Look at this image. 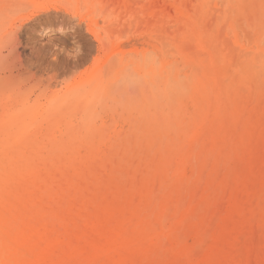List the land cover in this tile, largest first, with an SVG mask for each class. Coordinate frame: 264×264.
Listing matches in <instances>:
<instances>
[{"label": "rangeland", "instance_id": "1", "mask_svg": "<svg viewBox=\"0 0 264 264\" xmlns=\"http://www.w3.org/2000/svg\"><path fill=\"white\" fill-rule=\"evenodd\" d=\"M0 193L60 232L179 198L140 264H264V0H0Z\"/></svg>", "mask_w": 264, "mask_h": 264}, {"label": "bare ground", "instance_id": "2", "mask_svg": "<svg viewBox=\"0 0 264 264\" xmlns=\"http://www.w3.org/2000/svg\"><path fill=\"white\" fill-rule=\"evenodd\" d=\"M176 17H177V15H176ZM219 35H220V33H219ZM220 36H218V37H220ZM157 37H158V35H157ZM225 42L223 44H225ZM228 43H226V44H228ZM241 50L242 49H239L238 51H241ZM10 147H12V146H10ZM33 172H36V171H32V173ZM33 177H34V174H33ZM32 180H33V178H32ZM16 181H18V180H16ZM34 181H33V183H34ZM24 182H26V181H24ZM23 183L21 186L24 185ZM182 183H183V181H182ZM5 185H7V184H5ZM25 185L27 186V182ZM36 185H38V184H36ZM26 186L24 188H26ZM180 186H181V184L179 183V187ZM189 186H191V185H189ZM152 187H154V188H152ZM152 187H151V190L152 189L155 190V183H154V186L152 185ZM182 188H184V186H182ZM8 189L9 188H7V190ZM157 190H159V189H157ZM189 190H190V188H189ZM199 190H197V192ZM3 191H5V189ZM36 191H37V189H36ZM13 192H15V191H13ZM23 193H25V192H23ZM12 195H13V193H12ZM14 195H16V193ZM59 195H60V193H59ZM4 197H5V195H4ZM189 198H190V195H189ZM181 200H179V198H176V200L172 201V204L174 206L173 218H175V219L178 216L184 215V213L187 212V210L190 206V205L184 206V203L182 204ZM190 200H192V199H190ZM151 201H152V199H151ZM166 202H168V200ZM5 203H7V201ZM9 203H11V201ZM9 203H7V204H9ZM169 203H171V202H169ZM4 204H3V206H4ZM166 205H167V203H166ZM258 205H260V204L258 203ZM28 206H29V208H24L22 210H16L17 212L15 211V213L12 216H9V218H7V216H5V217L3 216L4 218L2 217L3 218V220H2L0 217V264H140V258L142 256H147L154 249H160L162 246H164V247L167 246L164 243V240H165L166 233L168 231L163 229V225L161 224V220H162V218H164V219L166 218L165 216L167 215L166 214L167 211H172V209H173L172 205H170V206L167 205L169 207L168 208L166 206L168 209L165 208V205H162L160 207L161 209H160L159 213L157 214V216L156 217L153 216L154 217V220H153L151 213L147 212L148 209H147V211L144 210L145 212L142 209L138 210L140 205H138V208L135 207L134 209H129V210H128V208L125 209L123 207H120L119 213L111 214L109 216L99 218L92 225H89L90 222H86L83 224L82 227L77 228L76 230H70V231L64 230L63 232H60L58 230H54L53 228L52 229L49 228L44 223H41V221L39 219L37 220V222H35V213L33 212V208H34L33 207V201H31V199L29 201ZM260 206H262V205H260ZM6 207H8V205ZM253 208L255 209L254 206H253ZM0 209H1V207H0ZM254 209H253V211L251 210V213H250L251 219H250V217H249V219L247 217V221L250 223V225L254 221H255V224H258V223L261 224V226H262L261 228L264 230V228H263L264 227V207L262 206V209H261V207H259V209H257V212H256V209L255 210ZM6 211H8V209ZM0 213H1V211H0ZM216 213L218 214V212H215V214ZM220 213H219V215H220ZM215 214H214V217L216 219L217 214L216 215ZM205 215H206V213H205ZM46 216H47V213H46ZM214 217H212L211 219H213L215 221ZM49 219H51V218H49ZM170 219H172V218H170ZM51 220H53V219H51ZM162 223H163V221H162ZM253 225L254 224H252V227H253ZM195 226H197V228H199L197 223ZM210 226L211 225L209 224L208 230H210ZM257 228H256V230H259ZM261 228H260V230H261ZM256 230L254 229L255 232H257ZM206 234H208V231ZM204 235H203V237H204ZM241 236H242V234H241ZM177 237H179V236L177 235ZM203 239H205V237ZM257 239H258V241H259V239H260V241L262 240L261 238H257ZM253 240H255V239H253ZM239 247H240V245H239ZM161 249H163V247ZM240 250H237L238 253H240L239 252ZM178 251H181V248L178 249ZM196 251H197L196 254H195V250H193L192 253L195 254L196 256H198L199 255L198 252H201V249H200V251H198V250H196ZM251 251H249V252H251ZM249 252H248V254H250ZM251 254H252V252H251Z\"/></svg>", "mask_w": 264, "mask_h": 264}]
</instances>
